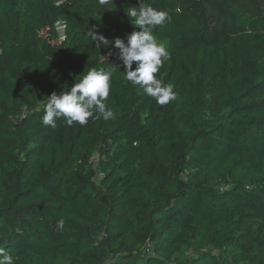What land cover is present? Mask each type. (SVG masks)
I'll return each instance as SVG.
<instances>
[{
  "label": "trees",
  "instance_id": "trees-1",
  "mask_svg": "<svg viewBox=\"0 0 264 264\" xmlns=\"http://www.w3.org/2000/svg\"><path fill=\"white\" fill-rule=\"evenodd\" d=\"M141 4L170 16L153 29L176 93L163 106L95 39L139 31V0H0V250L14 264H264V0ZM90 68L113 69V117L44 126L47 97Z\"/></svg>",
  "mask_w": 264,
  "mask_h": 264
},
{
  "label": "clouds",
  "instance_id": "clouds-1",
  "mask_svg": "<svg viewBox=\"0 0 264 264\" xmlns=\"http://www.w3.org/2000/svg\"><path fill=\"white\" fill-rule=\"evenodd\" d=\"M98 2L101 6L112 4V0ZM126 15L130 23L140 29L128 35L126 42L120 38L110 42L105 37L96 35L95 39L99 45V42L104 45L111 43L118 49L120 63L116 66L123 68L121 72L125 81L139 85L156 103L167 105L176 98L174 85L165 84L157 78V73L164 61L170 58V53L153 34V29L164 26L170 16L166 11L141 4V0L138 7L128 8ZM112 76L111 68H90L69 90L59 94L53 92L44 104L42 124L55 128L57 121L62 119L66 126H72L74 123L83 126L88 123L89 118H112L113 112L106 108L105 104L110 95ZM0 264H14L13 256L0 250Z\"/></svg>",
  "mask_w": 264,
  "mask_h": 264
},
{
  "label": "built area",
  "instance_id": "built-area-1",
  "mask_svg": "<svg viewBox=\"0 0 264 264\" xmlns=\"http://www.w3.org/2000/svg\"><path fill=\"white\" fill-rule=\"evenodd\" d=\"M55 29L58 39H62L64 37V26L62 22H57L55 24Z\"/></svg>",
  "mask_w": 264,
  "mask_h": 264
}]
</instances>
